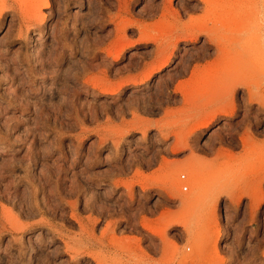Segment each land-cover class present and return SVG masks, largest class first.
Returning <instances> with one entry per match:
<instances>
[{"label":"rangeland","instance_id":"rangeland-1","mask_svg":"<svg viewBox=\"0 0 264 264\" xmlns=\"http://www.w3.org/2000/svg\"><path fill=\"white\" fill-rule=\"evenodd\" d=\"M203 7L0 0V264H94L76 257L92 234L104 242L95 253L132 246L140 264H264V41L229 67L217 44L238 32L181 39L144 82L162 41L125 28H180ZM239 9L231 0L213 11ZM208 61L212 75L193 76ZM233 79L249 85L232 87L236 108L224 114Z\"/></svg>","mask_w":264,"mask_h":264},{"label":"bare ground","instance_id":"bare-ground-1","mask_svg":"<svg viewBox=\"0 0 264 264\" xmlns=\"http://www.w3.org/2000/svg\"><path fill=\"white\" fill-rule=\"evenodd\" d=\"M229 1H231V0H229ZM229 1L228 0H200V2L204 5L203 8H204L206 14H204V16H202V17L199 16L200 18H198V19L196 17H195L196 19L195 18H191V20L188 23L183 24L182 27H180V28L175 27L176 25L174 26L173 23L172 24L171 23H167L166 19L163 20L162 22H160L158 25H154L152 27H144V26H141L140 24H138L135 21H132V20H127L126 21L125 20V25H126L125 28H127L128 26H135V27H137L139 29V31L141 33L140 41H143V42H154L156 44H158V42L162 41L158 45L159 48L157 49V57L155 58L154 63L146 67V70L144 72V76L142 77L143 79H141V80L144 81V82L150 81V79L152 77V74H153V72L155 70L162 69L165 65H167L170 62L172 54H169L168 50L169 49H175L177 44H178V42H179V40H181V39H190V41L195 43V42L198 41L199 36L201 34H205V36H207L209 40L215 42L216 41L215 39L218 38L219 36H223V37L225 36L226 37L231 32H233V33L234 32H238V34H239V35L237 34L238 38L236 36V39H234V38H233V40L232 39H226L227 41L225 40L224 42H220L219 43L220 45L217 44V48H216V50H217V58L216 59H218V61L220 60V63L224 62V64L231 63V60L233 61V58L234 59L236 58V56L232 57L233 55H237V57L239 55L240 56H244L248 52L249 48L252 46L249 42H254L255 43L256 41L258 42V39L261 40V41L262 40L264 41V0H236L239 3V5H240V9L238 10V12L235 11L237 14L236 15L234 14L235 15L234 17H231V16H233V14L231 16L229 14L228 15L224 14L223 16H222V14H220L221 16H218L217 13H215L217 16H214L215 14H214L213 9H215V7H218V6H222L223 4H227ZM198 6L199 5H197V6L193 5V7L191 6V8H192L191 11L192 12L199 11L200 8H198ZM153 11H154V9H153ZM167 11H166V13H167ZM40 12L41 11L38 10V12H35V13H39L40 14ZM211 12L214 15L210 14ZM164 17H166V15ZM230 35H232V34H230ZM247 37H248L249 40L246 39ZM124 38H125L124 35H123V37L122 36L120 37L121 42H122V40ZM255 38H257V39H255ZM252 39H253V41H252ZM250 50H252V48ZM211 56L212 55H208L207 58L211 59ZM231 57H232V59H231ZM238 59H239V57H238ZM240 60H242V59H240ZM218 61L216 63H218ZM240 63L242 64L243 62H240ZM231 65H232V63L229 64V67H231ZM246 65H245V67H246ZM213 66L214 65H213L212 61L211 62L208 61L207 64L204 65L203 67L199 66V68H195L196 70L193 71V76H197L200 73H203V74L206 73L207 77H209L208 75H210V74L212 75V73L215 71V70L214 71L211 70ZM241 67H243V66L241 65ZM258 67H260V66H258ZM254 70H256V69H254ZM211 71H213V72H211ZM206 75H205V77H206ZM247 76L245 78H247ZM210 77H214V74H213V76H210ZM127 81L124 80V81H122V83H126ZM180 84H182V83H180ZM183 84H184V86L188 85V83H186V82L183 83ZM238 84H245V85H247L246 87H248V85H249L246 81L244 83H242L241 80L239 81L238 79L237 80H234V79L233 80H229L228 84L225 85L226 88L228 89V90L226 89V92H228V94H229L227 96H231V98L234 97L233 96L234 95V89L232 87H235ZM184 86L182 85V87H184ZM223 86L224 85L222 84L221 87L223 88ZM179 87H180V85H179ZM219 90L221 91L222 89H219ZM209 92L211 93V90ZM217 92H218V90H217ZM222 92L223 91H221V93ZM249 92H252L251 89H250ZM210 93H209V96H210ZM221 93H220V95H221ZM225 94H227V93H225ZM225 94L223 96H225ZM249 94H251V93H249ZM254 94H258V93L254 92ZM252 95L253 94L250 95L251 98L253 100H255L256 97L253 98L254 95H253V97H252ZM211 96L213 97V95H211ZM258 97H262V96L258 95ZM226 98H229V97H226ZM231 98H229V99H231ZM259 99L260 100L262 99L261 103L264 100V98H259ZM259 99L258 100L256 99V101H259ZM263 103H264V101H263ZM222 104L223 105H222L221 111L224 114H229L230 112L232 113V111H234L235 108H236V106H235L236 103L234 102L233 98H232L231 101L230 100L229 101L228 100L227 101H223ZM262 106H264V105L262 104ZM207 113H209V112H207ZM188 117H190V116H188ZM215 117H216V113L215 112L214 113L211 112L210 115L207 116V121L204 123L205 126H209ZM182 138L183 137L179 136L178 140L181 139V141H182ZM184 139H185V137H184ZM247 139L248 138H246L245 140H247ZM185 142H187V141H185ZM180 144L184 145L185 143L182 144V142H179V145ZM191 160L193 161V159H191ZM190 163H192V162H190ZM189 168H191V166ZM187 171H188V169H187ZM189 171H190V169H189ZM193 171L194 170H192L191 172H193ZM190 174H192V173H190ZM192 175H194V174H192ZM243 192H245V191H243ZM161 221L162 220H160V222ZM160 222H159V225H160ZM162 223H164V224H162L163 228L166 229V227H164V226L165 225L167 226L169 223L166 224L167 222H165V221L162 222ZM170 224H171V222H170ZM170 224L168 226H170ZM150 225H151V223H150ZM146 227H147V225H146ZM150 227L152 228V226H149L148 228H150ZM151 228H150V230H151ZM157 228L163 229L162 227H158V226H157ZM156 230L157 229L155 227V229L153 228L152 231L154 232ZM158 231L159 230H157L155 233L158 234ZM163 231H164V233L166 232L165 230H163ZM163 231H160L159 233H161V232L163 233ZM161 237L163 238V236H161ZM102 241H103V239H102ZM102 241L96 239L94 234L89 235V236L86 235L85 237H81L80 240H78V242L82 246L81 248H84V249H82V251L80 249L78 252H76V257L78 258L82 254L85 255V252H87L88 256L90 258H92L94 264H140V263H138V260H140L141 258L138 259L139 256L137 257V254H136V251L138 249L136 248L137 249L136 251L134 249L132 250V248H130L132 246H130V247L127 246L125 251L121 252L123 254H119L120 256H116V253H112V252L110 254H108L107 253L108 252L107 249H106L107 252H105L107 254H105V255L102 252H101L102 254L101 253L100 254L95 253L94 250H96L97 248H100L101 246H103L102 244L104 242H102ZM130 241H128V244H129ZM126 244L127 243H125V245ZM130 244L132 245V243H130ZM125 245L123 247H125ZM214 245H216V244H214ZM69 246H71V245H69ZM122 250H124V249L121 248V251ZM67 251L69 253L70 252H74V249H73V247L72 248L69 247ZM74 258H75V255H74ZM147 258H149V257H147ZM139 262H141V261H139ZM152 262L154 263V260ZM145 264H147V263H145ZM155 264H158V263H155ZM184 264H187V262H185Z\"/></svg>","mask_w":264,"mask_h":264},{"label":"built area","instance_id":"built-area-1","mask_svg":"<svg viewBox=\"0 0 264 264\" xmlns=\"http://www.w3.org/2000/svg\"><path fill=\"white\" fill-rule=\"evenodd\" d=\"M185 178H186V176L183 175V176H182V179H185ZM183 190H184V191H187V190H188V186H184V187H183Z\"/></svg>","mask_w":264,"mask_h":264}]
</instances>
